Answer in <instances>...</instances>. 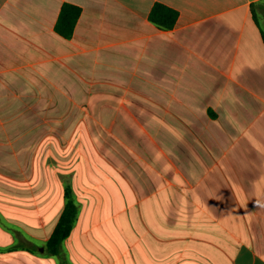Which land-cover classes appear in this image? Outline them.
<instances>
[{
    "label": "crops",
    "instance_id": "1",
    "mask_svg": "<svg viewBox=\"0 0 264 264\" xmlns=\"http://www.w3.org/2000/svg\"><path fill=\"white\" fill-rule=\"evenodd\" d=\"M259 3L0 0V264H264Z\"/></svg>",
    "mask_w": 264,
    "mask_h": 264
},
{
    "label": "trees",
    "instance_id": "2",
    "mask_svg": "<svg viewBox=\"0 0 264 264\" xmlns=\"http://www.w3.org/2000/svg\"><path fill=\"white\" fill-rule=\"evenodd\" d=\"M81 12L82 9L78 5L72 3L64 4L57 23V31L65 37H71L75 32ZM179 16L180 12L178 9L163 2H156L150 12L151 21L164 29L174 28ZM66 195L67 203L64 211L46 243L48 252L53 255H58L61 252L63 243L71 234L79 216V205L70 188H67Z\"/></svg>",
    "mask_w": 264,
    "mask_h": 264
},
{
    "label": "rangeland",
    "instance_id": "3",
    "mask_svg": "<svg viewBox=\"0 0 264 264\" xmlns=\"http://www.w3.org/2000/svg\"><path fill=\"white\" fill-rule=\"evenodd\" d=\"M261 5H262V4L259 3L258 6L256 7V9H257L258 14H259V19H260V21L262 22V24H263V28H264V19H263L261 13H260V6H261ZM2 192H3V193H9V187H8V185H3V187H2ZM211 253H213L215 256L218 255V253L215 252V251H211ZM220 256L223 258L222 255H220ZM223 260H225V263H226V261L228 260V256H227V255L224 256Z\"/></svg>",
    "mask_w": 264,
    "mask_h": 264
},
{
    "label": "clouds",
    "instance_id": "4",
    "mask_svg": "<svg viewBox=\"0 0 264 264\" xmlns=\"http://www.w3.org/2000/svg\"><path fill=\"white\" fill-rule=\"evenodd\" d=\"M262 206H264V205H262Z\"/></svg>",
    "mask_w": 264,
    "mask_h": 264
}]
</instances>
